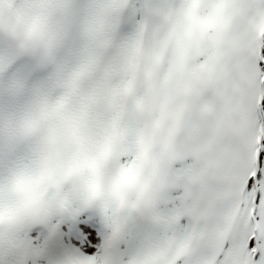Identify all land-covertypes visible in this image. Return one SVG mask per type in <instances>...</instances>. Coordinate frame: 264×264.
Here are the masks:
<instances>
[{
  "label": "snow or ice",
  "instance_id": "1",
  "mask_svg": "<svg viewBox=\"0 0 264 264\" xmlns=\"http://www.w3.org/2000/svg\"><path fill=\"white\" fill-rule=\"evenodd\" d=\"M0 264H264V0H0Z\"/></svg>",
  "mask_w": 264,
  "mask_h": 264
},
{
  "label": "rangeland",
  "instance_id": "2",
  "mask_svg": "<svg viewBox=\"0 0 264 264\" xmlns=\"http://www.w3.org/2000/svg\"><path fill=\"white\" fill-rule=\"evenodd\" d=\"M98 242H99V237H98Z\"/></svg>",
  "mask_w": 264,
  "mask_h": 264
}]
</instances>
